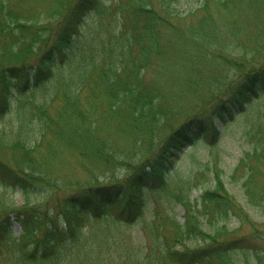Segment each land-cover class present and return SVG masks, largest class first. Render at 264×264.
<instances>
[{
    "label": "trees",
    "instance_id": "obj_1",
    "mask_svg": "<svg viewBox=\"0 0 264 264\" xmlns=\"http://www.w3.org/2000/svg\"><path fill=\"white\" fill-rule=\"evenodd\" d=\"M108 10L104 0H0V119L15 113L0 128V186L23 195L18 204L0 192V264H237L232 250L241 247L256 259L244 264H264L261 241L204 233L191 194L176 196L193 210L184 221L159 210L143 216L147 191L170 186L186 144L201 134L217 141L220 125L264 96V0H200L187 23L171 0H126L117 10L123 29L115 17L121 34L95 29L81 43L86 18ZM152 65L177 71L168 81L180 85V101L146 80ZM112 124L125 144L113 142ZM259 148L251 157L264 164ZM4 150L18 154L14 165ZM63 151L83 158L86 179L68 182L54 170ZM254 176L264 183V169L252 167L244 186L264 211ZM219 182L204 189L201 211L235 206ZM189 238L203 244L178 247Z\"/></svg>",
    "mask_w": 264,
    "mask_h": 264
},
{
    "label": "rangeland",
    "instance_id": "obj_2",
    "mask_svg": "<svg viewBox=\"0 0 264 264\" xmlns=\"http://www.w3.org/2000/svg\"><path fill=\"white\" fill-rule=\"evenodd\" d=\"M104 1L109 5L107 14L104 17H96L95 19V16L92 15L86 18L85 25L82 27L83 33L79 37L81 43L95 29L94 35L97 33V35H100V30L102 32L101 35L107 39H114L115 33L121 34L122 30L115 29V17H121L122 24L120 26L123 29L125 26V14L123 13L125 12L120 15L117 13V10L126 0ZM171 2L176 11L181 15L187 16L186 19H183L185 23L191 20L189 11L200 5V0H171ZM155 4L160 9V3L156 1ZM173 20L175 23L180 22L178 18H174ZM166 70H170L171 73L163 71L156 65H152L146 70L145 78L148 82L158 83L160 89H163L168 97L173 93L175 101H180L185 96L180 90V85L176 80L172 83L168 81L176 79V75L174 74L177 71L173 68H166ZM37 95L38 98H41L42 94L38 93ZM182 105L180 104L177 108L181 109ZM256 107L258 108L254 109ZM4 112L0 119V128L3 126L7 130L10 128V119L13 121L15 113L7 114ZM112 126L111 137L115 140L113 142L119 146L125 144L126 141H122L121 134L119 135L118 129H115L116 126L113 124ZM160 132L161 137H165L169 133V127L162 125ZM126 138L124 136L123 140ZM262 144H264V96L258 100L257 104L249 107V110L247 109L245 113L236 114L233 120L220 126V138L217 143L201 134V137L195 139L193 144L184 146L173 169L167 175L170 186H166L160 193L152 190L147 191L143 216L150 219L154 216V212L159 210L162 212V215L160 214L162 219L167 214L173 213L178 219L184 221L193 210L189 211V208L184 207L177 200L176 196L177 194H191V200L194 203L191 209H194L193 213L202 221V231L204 233L224 231V233L220 234V238L222 239L252 237L255 241H261V248L264 249V211L259 204L251 200L244 186V182L248 179L247 176L252 167L258 169V172L264 169L263 161L259 160L258 162V157H251L254 149L259 148V145ZM45 146H47V143H45ZM4 153H7L4 160L14 165L12 159H17L18 154L14 158L12 150L8 152L4 150ZM245 156L247 158V165H243V157ZM57 157L54 170L64 180L73 183L87 178V171L82 167L84 163L82 157L70 151H63ZM260 158L262 157L260 156ZM87 167L92 168L96 174H102L101 171H98L99 168H93L88 163ZM89 171L92 172L91 169ZM253 178H255V181H250L253 187L257 192L262 193L264 191L262 178L260 176L259 178L254 176ZM218 180L220 181L219 184L222 183L224 185L223 199L228 200V198H232L235 206L228 210L226 214L222 210L218 213L213 212L215 211L214 207H211L212 209L209 213L201 211L200 209L205 208L201 199L204 189L215 188L217 185L216 181ZM0 192L4 193L7 199L11 198L18 204L23 202V195L19 190L4 189L0 186ZM196 200L198 201L196 202ZM221 213L224 215L221 216ZM12 219L15 224V232L20 233L21 228L16 222L15 215L12 216ZM88 223L86 219L84 225H88ZM134 227L141 230L142 223L136 224ZM149 238L150 235L148 236V240ZM184 244L190 248H196L203 244V241L200 238H189L185 239L184 243L178 245V247L183 249ZM242 248L232 250L234 262L237 264H244L247 260L255 262L256 259L253 251L248 250L247 252H243Z\"/></svg>",
    "mask_w": 264,
    "mask_h": 264
}]
</instances>
